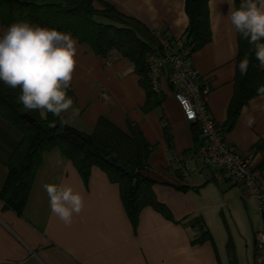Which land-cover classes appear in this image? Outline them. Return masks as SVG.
Masks as SVG:
<instances>
[{
  "label": "crops",
  "instance_id": "1",
  "mask_svg": "<svg viewBox=\"0 0 264 264\" xmlns=\"http://www.w3.org/2000/svg\"><path fill=\"white\" fill-rule=\"evenodd\" d=\"M185 1L95 0L94 8L112 7L132 20L142 36L162 31L176 40L188 30ZM231 3L235 9L234 0ZM208 7L212 39L191 61L209 83V109L223 125L234 93L238 37L227 18L228 0H210ZM6 31L0 23V37ZM71 37L76 67L67 96L73 105L55 117L85 134H91L100 119L129 136L141 133L151 146L147 174L156 182L152 191L170 218L149 206L133 226L118 184L98 167L84 181L59 149L43 154L26 205L17 214L1 194L7 163L21 136L0 119V264H257V240L264 225L255 202L243 197L239 185L223 172L202 166L198 154L203 137L184 120L168 81L162 80L155 104L145 111L147 94L134 64L118 49L101 57ZM76 109L78 115L73 114ZM240 112L226 140L238 151L253 154L264 194V96L252 99ZM39 114L45 118L47 112ZM45 184L70 186L83 196L84 208L74 214L71 226L51 212ZM181 186L189 190L183 192ZM205 230L212 240L193 244Z\"/></svg>",
  "mask_w": 264,
  "mask_h": 264
},
{
  "label": "trees",
  "instance_id": "2",
  "mask_svg": "<svg viewBox=\"0 0 264 264\" xmlns=\"http://www.w3.org/2000/svg\"><path fill=\"white\" fill-rule=\"evenodd\" d=\"M210 0H186L185 11L189 20L186 38L194 45V53L211 42L212 32L209 14ZM259 5V0H256ZM95 0H60L56 6L37 7L21 4L15 0H0V23L7 29L13 23L27 22L33 26L55 29L72 35L80 43L86 44L96 55L106 57L113 49L120 50L134 64L136 73L141 77L140 85L147 94L146 110L153 107L155 93L151 90L147 56L156 51L158 44L152 34L141 35L132 25L134 22L105 6L99 11L94 8ZM241 0H234L235 9ZM104 19L107 23L102 22ZM238 37V55L234 93L227 109V120L222 125L225 132L232 130L241 114L240 111L256 97L257 89L264 86V69L255 56V45L249 44L241 34ZM264 43V40L260 41ZM247 57L249 66L247 74L241 76L239 62ZM20 88L12 89L0 81V119L17 131L21 140L15 147L7 163L8 177L1 197L6 205L20 215L30 192L37 171L42 165L44 153L59 149L72 161L84 181H87L91 169L98 167L104 171L109 180L118 184L120 197L129 219L136 226L143 208L149 207L170 218L167 210L160 206L152 191L156 184L147 174L148 158L151 154L150 144L138 131L131 136L121 131L105 119H100L91 134H85L67 126L47 112L45 118L39 110H28L19 102ZM32 117L29 124L22 115ZM194 132L199 131L192 125ZM203 147V145H202ZM112 156L135 169L132 177L106 163L105 158ZM186 192L188 187H178ZM211 235L205 230L193 241L202 244L211 241ZM232 250V248H231ZM233 250L231 259L234 263Z\"/></svg>",
  "mask_w": 264,
  "mask_h": 264
},
{
  "label": "clouds",
  "instance_id": "3",
  "mask_svg": "<svg viewBox=\"0 0 264 264\" xmlns=\"http://www.w3.org/2000/svg\"><path fill=\"white\" fill-rule=\"evenodd\" d=\"M229 14L237 33L255 45V56L264 66V0H241ZM75 40L70 34L55 29L33 26L27 22L13 23L0 37V81L12 89L20 88L18 100L28 110H41L60 116L73 105L67 89L76 67ZM249 59L238 64L241 76L247 74ZM264 96V86L257 89ZM74 115L79 110H74ZM252 121L249 120V124ZM51 212L71 226L73 216L84 208L83 196L70 186L45 184Z\"/></svg>",
  "mask_w": 264,
  "mask_h": 264
},
{
  "label": "built area",
  "instance_id": "4",
  "mask_svg": "<svg viewBox=\"0 0 264 264\" xmlns=\"http://www.w3.org/2000/svg\"><path fill=\"white\" fill-rule=\"evenodd\" d=\"M157 50L147 56L148 79L151 90L160 94L162 80L166 79L172 95L180 107L184 120L196 125L204 144L199 150L202 166L219 170L238 184L243 197L253 200L264 225V194L260 172L253 166V154L242 153L226 140V132L209 109L211 87L198 74L192 63L194 45L186 35L172 39L162 31L152 32ZM187 105V107H186ZM191 113V115L189 114ZM185 180L189 175L184 171ZM203 180V176L200 174ZM257 264H264V232L257 240Z\"/></svg>",
  "mask_w": 264,
  "mask_h": 264
},
{
  "label": "water",
  "instance_id": "5",
  "mask_svg": "<svg viewBox=\"0 0 264 264\" xmlns=\"http://www.w3.org/2000/svg\"><path fill=\"white\" fill-rule=\"evenodd\" d=\"M15 2H18V3H23V4H30V5H34V6H37V7H45V6H56L59 4L60 0H15ZM22 118H24L26 121H28L29 124H33V118L30 117L29 115H26V114H23L22 115ZM105 161L106 163H108L110 166L120 170L121 172L123 171V173L125 175H127L128 177H132L135 173V169L112 157V156H109L107 158H105Z\"/></svg>",
  "mask_w": 264,
  "mask_h": 264
},
{
  "label": "snow or ice",
  "instance_id": "6",
  "mask_svg": "<svg viewBox=\"0 0 264 264\" xmlns=\"http://www.w3.org/2000/svg\"><path fill=\"white\" fill-rule=\"evenodd\" d=\"M186 107H187V105H186ZM190 115H191V113H189Z\"/></svg>",
  "mask_w": 264,
  "mask_h": 264
}]
</instances>
